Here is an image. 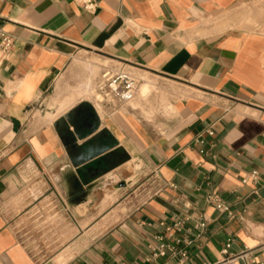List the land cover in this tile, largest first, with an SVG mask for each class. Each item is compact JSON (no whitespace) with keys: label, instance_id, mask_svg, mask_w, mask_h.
Wrapping results in <instances>:
<instances>
[{"label":"crops","instance_id":"crops-1","mask_svg":"<svg viewBox=\"0 0 264 264\" xmlns=\"http://www.w3.org/2000/svg\"><path fill=\"white\" fill-rule=\"evenodd\" d=\"M86 1L0 0V264H264V0ZM82 52L167 79V112L94 98L76 129Z\"/></svg>","mask_w":264,"mask_h":264},{"label":"rangeland","instance_id":"rangeland-1","mask_svg":"<svg viewBox=\"0 0 264 264\" xmlns=\"http://www.w3.org/2000/svg\"><path fill=\"white\" fill-rule=\"evenodd\" d=\"M110 65H118L120 66L121 63H118L112 59H109L105 56H99L92 52H82L81 54L73 57L71 62V69L70 73H68L67 78L64 80L63 84L60 87H57L54 90L59 96L66 95L68 92L73 91L75 88L78 87L80 83L90 82L94 85V87L86 89L89 95V99H83V103H85L89 108L94 109L95 102H94V94L95 90L100 95L98 96V101L102 106V103L105 102L103 97V93L98 89V82L100 81L101 73L106 66ZM132 73L140 79V82H146L147 88L145 90H140V85L138 84L137 92L139 93L146 92L149 89V92L146 96L140 97V104L139 107L143 109L149 115H153L154 113L158 112L160 107H164V113L167 112L166 107L170 105V95L165 87L169 81L165 78L158 77L152 73L144 72L146 74L138 75L134 70H131ZM134 97V101L138 98V93ZM108 98L109 103H116L118 108L124 105V103H120L115 99ZM106 103V102H105ZM108 103V102H107ZM136 103V102H135ZM143 106H146L145 108ZM125 107V106H123ZM150 117V116H148ZM145 191H140L138 195L134 197V201H138L145 195Z\"/></svg>","mask_w":264,"mask_h":264},{"label":"built area","instance_id":"built-area-1","mask_svg":"<svg viewBox=\"0 0 264 264\" xmlns=\"http://www.w3.org/2000/svg\"><path fill=\"white\" fill-rule=\"evenodd\" d=\"M86 3L88 5H93L91 0H87ZM11 43V38L8 35L0 34V45L3 47H7ZM139 79L127 68L118 65H110L106 66L100 77V81L97 86L98 89L103 93V97L105 102H109L108 98L115 99L120 103H127L132 100L137 92ZM110 100V101H111ZM206 132L208 134H212V129H207ZM199 140L202 141L201 137ZM251 178L253 180L257 179V174L255 171L249 173L248 176L242 179V182L245 183L248 179ZM207 200L215 203L216 207L224 212H226L230 217L234 216L231 208L223 203L216 194L209 193L207 195ZM161 225L165 227L166 230H170L171 228L179 229L183 225V220H177L172 227L165 223L164 220L160 222ZM205 226V221H201L198 223L197 227L202 230ZM229 244H226V247ZM226 251V248L224 249ZM159 254H163L164 250L160 249L158 251ZM186 258L185 252H180V261H183ZM209 264V263H203Z\"/></svg>","mask_w":264,"mask_h":264},{"label":"flooded vegetation","instance_id":"flooded-vegetation-1","mask_svg":"<svg viewBox=\"0 0 264 264\" xmlns=\"http://www.w3.org/2000/svg\"><path fill=\"white\" fill-rule=\"evenodd\" d=\"M93 117L91 109L86 104L79 105L72 113V123L76 129L82 127H93L94 122L89 118Z\"/></svg>","mask_w":264,"mask_h":264},{"label":"bare ground","instance_id":"bare-ground-1","mask_svg":"<svg viewBox=\"0 0 264 264\" xmlns=\"http://www.w3.org/2000/svg\"><path fill=\"white\" fill-rule=\"evenodd\" d=\"M139 79V78H138ZM139 85H140V90L142 91V90H145L146 88H147V83L144 81V82H140V79H139V83H138ZM94 94V96H95V99H97L98 100V96L97 95H100L98 92H96V90H95V93H93Z\"/></svg>","mask_w":264,"mask_h":264},{"label":"water","instance_id":"water-1","mask_svg":"<svg viewBox=\"0 0 264 264\" xmlns=\"http://www.w3.org/2000/svg\"><path fill=\"white\" fill-rule=\"evenodd\" d=\"M78 184L80 185L79 186V196H78V198H81V196H83L84 195V193H85V190L84 189H82V183L81 182H78ZM89 187H91V185H87V188H89Z\"/></svg>","mask_w":264,"mask_h":264}]
</instances>
